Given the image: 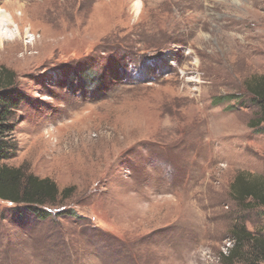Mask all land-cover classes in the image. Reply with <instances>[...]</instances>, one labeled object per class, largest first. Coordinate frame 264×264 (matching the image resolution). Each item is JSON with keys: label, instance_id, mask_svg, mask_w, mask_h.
I'll use <instances>...</instances> for the list:
<instances>
[{"label": "rangeland", "instance_id": "374dc122", "mask_svg": "<svg viewBox=\"0 0 264 264\" xmlns=\"http://www.w3.org/2000/svg\"><path fill=\"white\" fill-rule=\"evenodd\" d=\"M0 9V68L24 96L4 164L73 194L46 220L0 201V264H226L235 224L264 233V209L229 196L236 174L264 175L241 89L264 74V0Z\"/></svg>", "mask_w": 264, "mask_h": 264}, {"label": "trees", "instance_id": "16d2710c", "mask_svg": "<svg viewBox=\"0 0 264 264\" xmlns=\"http://www.w3.org/2000/svg\"><path fill=\"white\" fill-rule=\"evenodd\" d=\"M14 81V73L0 68V201L13 207H25L37 220L68 212L73 214L69 206L64 205L73 195L70 187L60 190L49 178H39L4 164L15 150L11 143L12 115L24 100ZM241 87L251 97L250 101L256 108V116L250 122V127L257 128L264 123V74L244 78ZM218 100L220 102L223 99ZM229 196L242 209H264V175L256 176L247 172L236 174L229 184ZM230 240L232 246L227 255L222 256L223 260H227L226 264H233L235 260L264 264V233L249 231L241 220L231 228Z\"/></svg>", "mask_w": 264, "mask_h": 264}, {"label": "bare ground", "instance_id": "6f19581e", "mask_svg": "<svg viewBox=\"0 0 264 264\" xmlns=\"http://www.w3.org/2000/svg\"><path fill=\"white\" fill-rule=\"evenodd\" d=\"M4 12H5V10L0 9V43L2 42V38H3V33H2V22H3V20H2V17H5ZM11 35L13 36V33Z\"/></svg>", "mask_w": 264, "mask_h": 264}]
</instances>
